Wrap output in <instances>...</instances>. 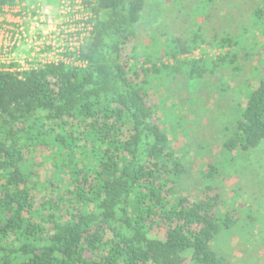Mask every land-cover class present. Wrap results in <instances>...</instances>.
I'll list each match as a JSON object with an SVG mask.
<instances>
[{
  "label": "trees",
  "instance_id": "1",
  "mask_svg": "<svg viewBox=\"0 0 264 264\" xmlns=\"http://www.w3.org/2000/svg\"><path fill=\"white\" fill-rule=\"evenodd\" d=\"M215 3L91 0L95 26L79 65L0 70V264H236L254 215L227 201L215 161L199 168L193 195L182 193L187 161L154 102L176 80L193 91L191 81L200 88L237 70L242 38L213 43L186 19L178 34L169 29V19ZM250 19L264 38V0ZM246 32L263 66L264 43ZM203 46L223 53L192 57ZM238 109L224 129L227 162L264 146V76Z\"/></svg>",
  "mask_w": 264,
  "mask_h": 264
},
{
  "label": "rangeland",
  "instance_id": "2",
  "mask_svg": "<svg viewBox=\"0 0 264 264\" xmlns=\"http://www.w3.org/2000/svg\"><path fill=\"white\" fill-rule=\"evenodd\" d=\"M24 1L31 3L36 0ZM262 1L216 0L212 7L205 6L201 10L202 15L169 19L168 24L171 27L169 29H173L176 34L181 31L179 29L186 19L195 21L193 24L196 28L202 27L207 39L213 43L214 37L222 38L228 33L242 38L247 44L242 41L239 46L237 70L220 69L213 75H207L201 83L200 88L205 90L202 93L198 95L194 93L196 88L201 90L197 83L191 81L192 91L191 86L186 87L182 79H179L168 86L167 93L157 91L159 92L157 96L154 95V102L159 104V107L165 106L161 117L164 127L170 132L172 146L184 155L187 161L188 175L181 187L182 193L193 195L196 183L203 182L198 174L199 168L206 162L215 161L224 172L220 180L227 201H236L237 204H241V209L243 207L246 209L245 213L251 212L255 217L252 220L254 225L247 227L243 241L234 252L237 255L236 264H264V146L249 154L233 153L231 161L228 162L222 150L225 127L232 126V119L239 113L240 101L244 100L247 93L264 76V65L259 66L260 58L257 54V51L261 52V45L258 50L255 48V38L251 34L244 37L247 34L246 30L251 28L254 37H257L261 44L264 43V38L255 32L250 19L251 11ZM44 2L56 8L59 0ZM194 5L195 3L189 5L191 11ZM175 11L173 15L178 13L177 9ZM144 31L141 35L142 43L147 44L149 40ZM221 53L223 51L219 48L203 46L192 57L199 59L209 54L216 58ZM166 99L167 103L163 104L162 101ZM227 167L231 169L230 172ZM44 179L45 176L42 177V181Z\"/></svg>",
  "mask_w": 264,
  "mask_h": 264
},
{
  "label": "built area",
  "instance_id": "3",
  "mask_svg": "<svg viewBox=\"0 0 264 264\" xmlns=\"http://www.w3.org/2000/svg\"><path fill=\"white\" fill-rule=\"evenodd\" d=\"M0 2V70L26 73L48 65H79L77 54L91 36L95 15L87 2Z\"/></svg>",
  "mask_w": 264,
  "mask_h": 264
}]
</instances>
